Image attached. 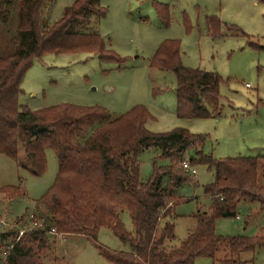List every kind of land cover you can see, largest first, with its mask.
Instances as JSON below:
<instances>
[{"label":"trees","instance_id":"16d2710c","mask_svg":"<svg viewBox=\"0 0 264 264\" xmlns=\"http://www.w3.org/2000/svg\"><path fill=\"white\" fill-rule=\"evenodd\" d=\"M94 1L75 0L49 29H42L40 23L46 0L17 3L16 36L8 42L10 51L0 53V153L18 161L22 145L32 172L42 175L47 168L46 150L51 149L58 159V174L40 199L51 212L46 218L40 216L45 219V229L29 230L19 240L18 230L0 232V242L6 244L0 264H43L45 252L52 248V228L62 237L84 235L114 264H193L202 256L217 260L221 252L225 255L220 264H247L239 255L264 246V226L255 236L226 237L216 233V221L237 217L243 204H258L260 215H264V155L216 159L204 151L206 134L181 127L162 133L150 131L146 123L152 115L142 105L110 119L84 141L76 142L83 123L107 117L105 109L61 104L30 111L19 103L26 72L35 59L47 54L85 52L97 54L104 61H123L100 34L68 31L74 21L87 20L88 12L96 10ZM3 6L4 0H0V15L6 20ZM155 6L159 15L166 17V6ZM206 23L210 35H222V22L216 15L206 16ZM150 66L176 74L179 118L221 117L222 77L217 72L184 66L177 40H165ZM152 147L161 148L160 157L170 163L154 162L151 178L142 181L140 156ZM186 160L194 167L206 165L214 170L213 182L203 187L211 206L209 210L198 209L194 214L196 228L181 244L172 245L177 238L175 207L190 200L181 195V188L196 184L183 167ZM0 192L9 197L26 194L23 187L10 185ZM126 211L133 232L123 223ZM254 217L250 213L246 223ZM101 228H109L129 250H112L100 244Z\"/></svg>","mask_w":264,"mask_h":264},{"label":"rangeland","instance_id":"374dc122","mask_svg":"<svg viewBox=\"0 0 264 264\" xmlns=\"http://www.w3.org/2000/svg\"><path fill=\"white\" fill-rule=\"evenodd\" d=\"M18 1L4 0L6 20L0 15V53L3 54L10 51L8 42L16 36ZM74 2L46 0L40 14L42 29H49L61 19ZM155 3L166 6V17L159 15ZM94 5L96 10L88 12L87 20L74 21L68 31L100 34L107 47L123 61H104L97 54L85 52L47 54L35 59L21 83L19 103L23 107L36 111L72 104L105 109L107 117H95L83 123L81 133L74 138L78 142L110 119L142 105L152 115L146 123L150 131L162 133L181 127L206 134L204 151L216 159L264 155V3L259 0H95ZM212 15L222 22L219 37L208 31L206 16ZM168 39L179 42L184 66L217 72L222 77L220 118L177 116L176 74L150 66L157 49ZM161 155L159 147L141 154L142 181L151 178L154 162L170 163ZM46 159L45 172L36 175L22 145H19L18 161L0 153V189L10 185L26 191L17 197L0 192V218L5 223L0 224V232L17 231L18 226L30 228L28 216L32 212L36 217L51 216L40 199L56 180L58 159L51 149L46 150ZM195 168L196 175L189 177L196 184H186L180 191L190 200L175 207L177 238L172 245L181 244L196 228L194 214L198 209L209 210L211 206L203 187L213 182L214 170L206 165ZM259 208V205H242L240 218L216 221V233L226 237L260 234L264 215H260ZM250 213L255 217L247 224ZM19 219L23 221L16 223ZM122 220L125 228L133 232L129 212L123 213ZM50 241L52 248L45 252L43 264H114L84 235L67 234L61 238L50 234ZM98 241L112 250H129L109 228H101ZM5 245L0 242V256ZM224 255L218 253L217 260L198 257L193 264H220ZM239 257L247 264H264V246L254 253H240Z\"/></svg>","mask_w":264,"mask_h":264},{"label":"built area","instance_id":"2783aa9c","mask_svg":"<svg viewBox=\"0 0 264 264\" xmlns=\"http://www.w3.org/2000/svg\"><path fill=\"white\" fill-rule=\"evenodd\" d=\"M183 167L185 169V171L193 176L196 175V168L194 166H192L188 160L184 161L183 163ZM28 223L31 225L30 228H19L18 226V240L29 230L32 229H45V219L42 217H36V215L32 212L29 214L28 216ZM0 224L4 225L5 223L2 221V219L0 218ZM50 234L55 235V236H60L59 233L57 232V230L55 228H52L50 231Z\"/></svg>","mask_w":264,"mask_h":264},{"label":"crops","instance_id":"0c3cea01","mask_svg":"<svg viewBox=\"0 0 264 264\" xmlns=\"http://www.w3.org/2000/svg\"><path fill=\"white\" fill-rule=\"evenodd\" d=\"M243 205H254V207L256 206L257 207V205L258 204H243ZM242 206V205H241ZM240 206V207H241ZM240 209V208H239ZM237 218H240V211H239V214H238V216H237ZM263 227V226H262ZM191 233V231L188 233V235Z\"/></svg>","mask_w":264,"mask_h":264}]
</instances>
